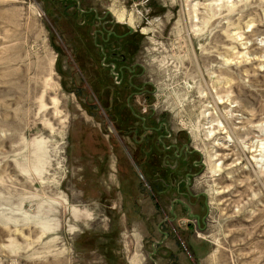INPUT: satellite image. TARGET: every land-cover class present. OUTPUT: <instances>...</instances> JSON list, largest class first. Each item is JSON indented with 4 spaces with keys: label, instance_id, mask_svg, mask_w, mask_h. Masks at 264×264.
I'll return each instance as SVG.
<instances>
[{
    "label": "rangeland",
    "instance_id": "374dc122",
    "mask_svg": "<svg viewBox=\"0 0 264 264\" xmlns=\"http://www.w3.org/2000/svg\"><path fill=\"white\" fill-rule=\"evenodd\" d=\"M78 2L136 31L150 93L130 103L200 156L189 190L206 206L182 173L163 197L150 188L107 112L123 99L98 94L117 80L99 75L102 24L71 2L0 0V264H151L173 199L205 212L195 264H264V0Z\"/></svg>",
    "mask_w": 264,
    "mask_h": 264
},
{
    "label": "flooded vegetation",
    "instance_id": "af4514ba",
    "mask_svg": "<svg viewBox=\"0 0 264 264\" xmlns=\"http://www.w3.org/2000/svg\"><path fill=\"white\" fill-rule=\"evenodd\" d=\"M57 1L61 4L66 2L76 4V9L82 15L83 22L90 17L91 20L102 24L100 28L94 30L91 26L99 75L101 79H105V77L110 79L116 76L117 80L111 86H99L98 94H110V99L115 100L114 105L116 107V102L123 99V107L128 108L131 115L135 117V121L131 123H129V119H126L129 125L122 129L124 124H121L120 127L118 126V130L133 140L139 149L144 150L141 168L147 175L146 178L149 181L150 188L157 190V195L163 197L168 191L179 187V184L168 182L167 179L174 180L176 174L178 176L182 173L185 182V195L192 200L193 206L199 207L202 205L205 208V197L201 195L202 193L192 195L189 190L191 180L194 176L199 175L200 170L203 168L200 156L197 161L191 160L190 157L194 153L182 139H179V142L174 140L168 144L167 139L171 136L166 134L167 130L164 122L159 119L153 122L149 117L150 114H147L146 117H140L130 103L135 95L150 93V84L139 82L143 74L141 66L130 63L134 48L131 45V47L128 46L130 44L128 42L131 38L137 36L134 34L136 31H130L129 27L131 26L127 24L113 21L111 15L108 14L110 11H106L99 16L95 9H81L78 0ZM121 25L123 27H120ZM119 112L120 114H117L115 119L116 122H121V116H124V110ZM194 170L196 172H192ZM186 202H188V199ZM156 206L160 209V205ZM175 206L180 207L179 213L180 211L184 212L187 219L185 223H178L180 217L179 214L174 213ZM171 207L173 214L170 213ZM187 208L189 207L181 199L171 201L168 215L163 216L158 224L160 239L152 243L150 252L147 254L148 260L152 262L151 264H195L197 242L194 237L196 231H203L205 228V220H203L205 212L200 215L196 210L194 211V208H189V211ZM189 212L192 213V217L188 215ZM197 219L199 223H197ZM156 258L159 261L157 263L155 262Z\"/></svg>",
    "mask_w": 264,
    "mask_h": 264
},
{
    "label": "trees",
    "instance_id": "16d2710c",
    "mask_svg": "<svg viewBox=\"0 0 264 264\" xmlns=\"http://www.w3.org/2000/svg\"><path fill=\"white\" fill-rule=\"evenodd\" d=\"M94 46V45H93ZM92 46V47H93ZM115 97H117V96H115ZM107 105V104H106ZM110 104H109V102H108V105L106 106L107 107V112H109L110 114H111V116H112V119L115 121V119L117 118V114H120V112L116 109V110H112L111 108H110V106H109ZM125 108V110H124V116H121V118H122V121L121 122H117V127L119 126L120 127V125L121 124H124V126L122 127V129L123 128H125L127 125H129V123H131V122H134L135 121V117H133L132 115H131V112H130V110L128 109V108H126V107H124ZM126 119H129L130 120V122L129 123H127L128 121H126Z\"/></svg>",
    "mask_w": 264,
    "mask_h": 264
},
{
    "label": "water",
    "instance_id": "95a60500",
    "mask_svg": "<svg viewBox=\"0 0 264 264\" xmlns=\"http://www.w3.org/2000/svg\"><path fill=\"white\" fill-rule=\"evenodd\" d=\"M108 14L112 15L111 12H108ZM129 30L132 31V28L129 27ZM202 165L204 166L203 163H202ZM201 195H202L203 197H206L205 193H202ZM185 206H186V205H185ZM187 210L189 211V208H187ZM170 213L173 214L172 207H171ZM188 215H189L190 217L193 216L191 212H189ZM204 219H205V216H204L203 220H204ZM197 223H199L198 219H197Z\"/></svg>",
    "mask_w": 264,
    "mask_h": 264
},
{
    "label": "bare ground",
    "instance_id": "6f19581e",
    "mask_svg": "<svg viewBox=\"0 0 264 264\" xmlns=\"http://www.w3.org/2000/svg\"><path fill=\"white\" fill-rule=\"evenodd\" d=\"M121 21H122V19H120ZM217 166L216 165H214V167L211 169L213 172H214V170H216L215 168H216ZM219 167V166H218Z\"/></svg>",
    "mask_w": 264,
    "mask_h": 264
}]
</instances>
